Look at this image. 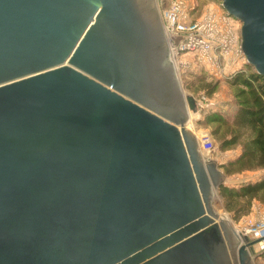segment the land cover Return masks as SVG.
Instances as JSON below:
<instances>
[{"label":"water","instance_id":"95a60500","mask_svg":"<svg viewBox=\"0 0 264 264\" xmlns=\"http://www.w3.org/2000/svg\"><path fill=\"white\" fill-rule=\"evenodd\" d=\"M264 77V0H222ZM156 0H0V264H245L187 129Z\"/></svg>","mask_w":264,"mask_h":264},{"label":"built area","instance_id":"2783aa9c","mask_svg":"<svg viewBox=\"0 0 264 264\" xmlns=\"http://www.w3.org/2000/svg\"><path fill=\"white\" fill-rule=\"evenodd\" d=\"M169 44L170 57L182 83V73L205 71L209 75L232 79L238 73H247V60L241 47V22L223 9L206 11L196 17L195 0H156ZM197 110L210 108L208 97L202 93L195 98ZM200 151L211 159L214 145L204 135ZM246 234L258 239L264 251V217L250 223Z\"/></svg>","mask_w":264,"mask_h":264},{"label":"trees","instance_id":"16d2710c","mask_svg":"<svg viewBox=\"0 0 264 264\" xmlns=\"http://www.w3.org/2000/svg\"><path fill=\"white\" fill-rule=\"evenodd\" d=\"M229 81L236 90L233 117L230 120L221 116L205 118L218 125L214 136L220 140L223 150L241 147L240 154L222 168L228 176L262 171L257 180L239 188L219 187L225 210L238 222L250 215L257 203L264 208V77L248 71L238 73ZM214 89L211 88L210 94Z\"/></svg>","mask_w":264,"mask_h":264},{"label":"rangeland","instance_id":"374dc122","mask_svg":"<svg viewBox=\"0 0 264 264\" xmlns=\"http://www.w3.org/2000/svg\"><path fill=\"white\" fill-rule=\"evenodd\" d=\"M173 0H166L168 5ZM198 4L197 14L195 18L201 17L206 11L220 10L222 8V0H195ZM247 70L249 72L255 71L253 67L247 64ZM182 87L185 92V95L198 98L202 93L206 94L209 100V104L212 107L204 108V110H197L196 118H194V132L193 135L199 134L202 137L204 135H209L214 145V152L212 160H214L224 177L222 180V185L227 186L228 188H239L242 185L251 183L250 181L258 179L262 175V171H249L244 172L238 175L228 176L225 174L224 169L222 168L225 164L230 161H233L241 152V147H235L229 150H223L221 148V142L214 136V131L218 128V125L213 121L207 122L205 118L209 116H221L226 119H231L236 110L235 105V94L236 90L232 87L230 81L226 78H218L212 75H209L205 71H189L182 73ZM215 88L214 93L210 94L211 88ZM222 132L225 129L221 130ZM204 158L209 159V156L206 157V154L201 152ZM254 180V181H255ZM214 208L221 216H226L231 223V229L238 230L243 239L240 241L237 247V257H238V248L240 245H246L247 242L244 241V237L248 236L250 242L256 241L258 239L246 234V231L249 229L250 223L255 222L258 219L264 217V212L262 213L260 208L253 209L251 214L245 218H242L240 221H235L230 213H228L224 208V201L219 195V189L215 191L214 199ZM263 208V207H262ZM264 209V208H263ZM259 242V241H258ZM255 243L251 248H246L244 253V262L245 264H264V251L259 247V243Z\"/></svg>","mask_w":264,"mask_h":264},{"label":"bare ground","instance_id":"6f19581e","mask_svg":"<svg viewBox=\"0 0 264 264\" xmlns=\"http://www.w3.org/2000/svg\"><path fill=\"white\" fill-rule=\"evenodd\" d=\"M194 118H196V114H193V112H191L190 113V121H189V123H188V125H187V129L193 134V133H195L194 132V123H193V121H194ZM195 137H196V139H197V142H198V144L200 145V142L202 141V136L201 135H199V134H195ZM215 209V208H214ZM216 211V210H215ZM217 212V211H216ZM218 213V212H217ZM219 214V213H218ZM219 217H222V218H224L225 219V221H226V223L229 225V226H231V223H230V220L226 217V216H221V215H219ZM235 231V233H236V236L240 239V241L242 242V239H243V237H242V235H241V233L238 231V230H234ZM244 239H245V237H244ZM245 241V240H244Z\"/></svg>","mask_w":264,"mask_h":264},{"label":"crops","instance_id":"0c3cea01","mask_svg":"<svg viewBox=\"0 0 264 264\" xmlns=\"http://www.w3.org/2000/svg\"><path fill=\"white\" fill-rule=\"evenodd\" d=\"M240 153V151H238V154ZM255 180V179H254ZM254 180H252V181H250V182H253ZM257 180V179H256ZM256 208H260L259 210H261V212L263 213L264 212V209L262 208V206L260 205V204H256L255 206H254V209H256Z\"/></svg>","mask_w":264,"mask_h":264}]
</instances>
